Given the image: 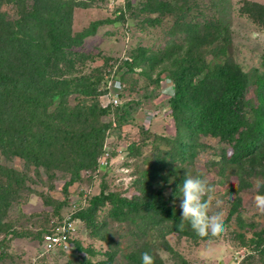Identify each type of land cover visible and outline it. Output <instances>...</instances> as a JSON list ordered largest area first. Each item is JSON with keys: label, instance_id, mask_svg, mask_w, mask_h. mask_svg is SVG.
Wrapping results in <instances>:
<instances>
[{"label": "rangeland", "instance_id": "374dc122", "mask_svg": "<svg viewBox=\"0 0 264 264\" xmlns=\"http://www.w3.org/2000/svg\"><path fill=\"white\" fill-rule=\"evenodd\" d=\"M124 1L74 0L70 29L80 42L64 51L81 55H71L70 63L58 62L64 69L54 75L67 80L85 77L83 81L95 88V94L87 98L69 93L66 104L70 110L83 107L88 120L95 115L94 122L99 117L107 125L98 168L81 171L66 186L71 180L68 170L36 168L0 149V264L83 260L132 264L128 257L144 251L153 256V264H264V253L255 249V241L264 232V207L255 203L256 194L264 193V145L241 166L222 163L221 151L227 144L219 137L200 134L196 146L193 136L182 133L173 118L172 81L167 79L180 57L188 56L187 64L190 57L201 63H227L248 77L245 97L257 105L255 79L264 74V0H159L170 6L162 12L153 9L158 0L151 2L152 9L148 0H129L130 9L121 20L114 10ZM51 3L43 11L51 10ZM34 4L28 1L26 7ZM188 5L197 7L193 15ZM3 13L9 23L16 17L13 5L6 1L1 2ZM95 21L100 22L96 31L80 37ZM190 21L198 23L191 43L183 24ZM204 22L209 26L204 27ZM141 49L142 61L130 68L126 62ZM157 76L161 77L158 82ZM112 99L118 104L110 111ZM106 109L101 115L100 110ZM132 143L135 146L130 149ZM182 143L194 144L186 158L178 155ZM7 170L20 172L23 180L10 183L12 174H6ZM186 173L200 175L211 185L202 199L209 209L220 210L221 227L215 232L192 236L190 229L183 234L177 229L180 223L167 221L145 205L124 218L111 215L110 201L93 217L95 226L74 217L100 193L138 202L155 198L180 211L177 186ZM66 218L77 227L70 250L44 253L43 234Z\"/></svg>", "mask_w": 264, "mask_h": 264}, {"label": "trees", "instance_id": "16d2710c", "mask_svg": "<svg viewBox=\"0 0 264 264\" xmlns=\"http://www.w3.org/2000/svg\"><path fill=\"white\" fill-rule=\"evenodd\" d=\"M2 1L13 5L16 17L9 23L7 15L0 14V149L6 154L25 159L26 164L36 168H44L49 172H52V168L68 170L71 180L66 182L67 186L80 177L81 171H95L98 168L97 159L102 152L107 130V125L101 123L99 117L96 122L95 115L88 120V111L83 107L75 106L70 110L66 104L69 93L92 97L96 91L91 83H86L83 81L85 77L80 76L71 80L54 76L64 69L56 65L58 62L65 60V63H70L71 55L76 58L81 55L71 50L64 51L65 47L80 42L77 41V34L72 36L70 29L74 0H0V6ZM28 1L35 4L27 8ZM49 1H52L53 13L42 9L47 7ZM152 1L148 0L150 9L153 8ZM131 3L127 0L124 5L115 7L119 19H126ZM169 8V5L164 6L158 0L153 9L162 12ZM192 8L188 5L187 10L190 9L193 15L197 7ZM192 21L183 23L187 32L186 40L190 43L198 25ZM99 24V21L93 22L79 36L92 35ZM203 26L208 27L209 24L204 22ZM139 52L130 58L132 61H125L130 68L142 61L140 59L144 50ZM187 58L180 57L167 78L172 81L170 107L178 128L184 134L189 132L196 146L200 134L219 137L227 144L221 151L222 163L243 165V160L264 145V74L255 79L258 104L254 105L245 97L248 77L239 68L205 60L201 63L196 57H190V63L187 64ZM6 60L10 62L8 65ZM23 71L26 72L18 74ZM51 75L54 77H47ZM160 78L157 76L155 81L158 82ZM55 99L58 100L57 104L48 111ZM107 112L108 109L100 110L101 115ZM181 137L179 143L182 142ZM194 144L182 143L178 155L184 158L191 155L189 148H194ZM134 146L132 143L129 147L131 149ZM7 173L12 174L10 183L23 180L20 172L7 170ZM146 188H149V182ZM106 201L112 203L111 215L124 218V215L136 213L145 205L146 209L163 216L167 221L180 223V211L166 207L155 198L138 202L112 198L111 194L103 193L92 196L88 207L74 217L84 220L89 226H95L93 217ZM234 210L235 207L229 215ZM177 229L188 234L191 227L184 221L183 226L179 225ZM72 234L69 236L70 245L73 244ZM190 234L196 236L197 233ZM255 246L256 250L264 253V232L255 241ZM140 255L131 254L128 258L132 264H140ZM77 264L91 262L83 260Z\"/></svg>", "mask_w": 264, "mask_h": 264}, {"label": "clouds", "instance_id": "9594fccd", "mask_svg": "<svg viewBox=\"0 0 264 264\" xmlns=\"http://www.w3.org/2000/svg\"><path fill=\"white\" fill-rule=\"evenodd\" d=\"M171 179V178H170ZM259 183L257 187H259ZM180 195V225L187 221L191 229L197 234L215 232L221 227V216L218 208L207 207V200L202 195L211 190V185L200 175L185 174L182 182L177 186ZM255 203L264 207V193H257ZM153 256L148 251L140 255V264H153Z\"/></svg>", "mask_w": 264, "mask_h": 264}, {"label": "built area", "instance_id": "2783aa9c", "mask_svg": "<svg viewBox=\"0 0 264 264\" xmlns=\"http://www.w3.org/2000/svg\"><path fill=\"white\" fill-rule=\"evenodd\" d=\"M126 2V1H124ZM123 2V4H124ZM117 99H112L110 105L116 106ZM75 230V223L69 218L64 219L58 226L49 233H45L42 238V249L44 253H52L56 250L68 252L70 250L69 236Z\"/></svg>", "mask_w": 264, "mask_h": 264}]
</instances>
